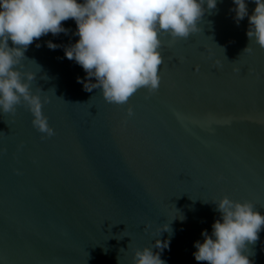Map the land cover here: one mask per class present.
Listing matches in <instances>:
<instances>
[{"label": "water", "instance_id": "95a60500", "mask_svg": "<svg viewBox=\"0 0 264 264\" xmlns=\"http://www.w3.org/2000/svg\"><path fill=\"white\" fill-rule=\"evenodd\" d=\"M232 6L218 0L188 38L160 32L159 90L123 105L85 91L82 67L47 47L75 42L74 20L34 40L20 70L36 73L55 134L38 132L24 104L0 113V264H134L168 221L166 264H206L193 252L219 216L210 201L264 212V48ZM248 247L264 264V230Z\"/></svg>", "mask_w": 264, "mask_h": 264}, {"label": "clouds", "instance_id": "9594fccd", "mask_svg": "<svg viewBox=\"0 0 264 264\" xmlns=\"http://www.w3.org/2000/svg\"><path fill=\"white\" fill-rule=\"evenodd\" d=\"M251 2L254 7L249 11V0H232L230 11L237 24L247 17L249 41L264 48V0ZM217 3L218 0H0V113H14L17 105L24 104L38 132L48 137L55 134L42 111L46 99L31 87L36 73L21 72L20 65L34 40L49 33L67 34L64 21H75L73 35L78 39L67 45L48 40L47 47H62L64 56L82 67L85 77L77 80L85 91L99 89L106 102L123 105L138 89L155 92L159 88V33L166 32L174 39L188 38L200 29L205 12L216 9ZM249 44L244 51H251ZM127 111L133 115L131 107ZM210 202L219 216L211 225V233L202 230L203 239L194 242V259L206 264H253L248 246L264 230V212L249 200H234L228 195ZM170 223L163 224L151 246L134 250V264H166L161 253L169 247L170 235L164 239L160 236L172 233Z\"/></svg>", "mask_w": 264, "mask_h": 264}, {"label": "snow or ice", "instance_id": "6c2138e0", "mask_svg": "<svg viewBox=\"0 0 264 264\" xmlns=\"http://www.w3.org/2000/svg\"><path fill=\"white\" fill-rule=\"evenodd\" d=\"M161 55H163V53H161ZM161 69H163V64H161ZM159 90V88L156 90V91H158Z\"/></svg>", "mask_w": 264, "mask_h": 264}]
</instances>
